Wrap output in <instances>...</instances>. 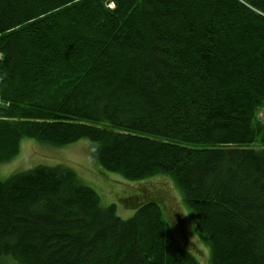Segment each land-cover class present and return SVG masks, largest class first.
I'll return each instance as SVG.
<instances>
[{"label":"trees","instance_id":"16d2710c","mask_svg":"<svg viewBox=\"0 0 264 264\" xmlns=\"http://www.w3.org/2000/svg\"><path fill=\"white\" fill-rule=\"evenodd\" d=\"M260 110L264 0H0V164L87 140L173 185L209 264H264ZM139 199L123 220L64 166L0 180V264H200Z\"/></svg>","mask_w":264,"mask_h":264},{"label":"rangeland","instance_id":"374dc122","mask_svg":"<svg viewBox=\"0 0 264 264\" xmlns=\"http://www.w3.org/2000/svg\"><path fill=\"white\" fill-rule=\"evenodd\" d=\"M257 120L264 124V110L257 113ZM254 146L257 147V144ZM94 147L95 144L87 140L62 148L23 140L19 146L18 156L10 162L0 164V180H6L13 174L22 173L37 166H64L73 170L82 184L96 192L103 206L114 205L116 215L123 220L133 215V211L125 207V199L139 197L138 201H142L149 196L160 195L163 197L166 211L172 215L175 222L176 238L200 264H209V250L191 232L190 212L184 209L173 185L162 177L141 183H131L117 175L106 173L100 169L92 155Z\"/></svg>","mask_w":264,"mask_h":264}]
</instances>
